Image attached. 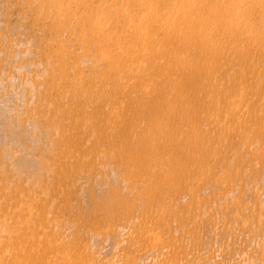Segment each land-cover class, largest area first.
I'll return each instance as SVG.
<instances>
[{
  "label": "bare ground",
  "instance_id": "1",
  "mask_svg": "<svg viewBox=\"0 0 264 264\" xmlns=\"http://www.w3.org/2000/svg\"><path fill=\"white\" fill-rule=\"evenodd\" d=\"M0 264H264V0H0Z\"/></svg>",
  "mask_w": 264,
  "mask_h": 264
}]
</instances>
